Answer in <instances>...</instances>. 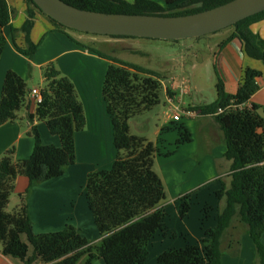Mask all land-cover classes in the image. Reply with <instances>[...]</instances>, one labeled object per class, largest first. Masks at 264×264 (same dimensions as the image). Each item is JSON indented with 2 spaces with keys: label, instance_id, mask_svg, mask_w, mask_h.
Masks as SVG:
<instances>
[{
  "label": "trees",
  "instance_id": "trees-1",
  "mask_svg": "<svg viewBox=\"0 0 264 264\" xmlns=\"http://www.w3.org/2000/svg\"><path fill=\"white\" fill-rule=\"evenodd\" d=\"M62 1L96 13L179 17L210 10L231 0H164L163 4L153 0ZM25 13L26 19L20 28L22 45L18 43L15 29H11V40L19 54L31 59L40 44L31 40L35 16L36 13L45 15L31 0H25ZM47 19L58 29L65 28ZM10 20L9 3L0 0V57L5 45L3 28ZM262 20L264 11L231 26L232 32L226 42L236 39L244 55L264 64V40L251 30V25ZM50 32H61L77 46L109 61L101 94L117 155L110 170L89 173L83 188L100 238L97 243L89 242L71 225L58 232L33 233L26 198L34 185L61 177L65 168L75 163V134L85 128L83 108L72 81L50 63L40 70L44 84L40 89L42 101L35 105L33 113L28 110L32 89L27 82L14 71H7L4 76L0 126L15 121L18 112L24 109L26 121L31 125L28 134L33 139V149L24 160L14 159L13 148L0 158L1 253L23 264H35L37 260L44 264H76L83 257L86 258L85 264L95 260L104 264H145L149 241L157 232H165V213L160 203L166 194L161 178L153 170L158 149L145 138L130 134L129 120L158 103L162 91L161 76L73 40L61 29ZM260 77V72L244 69L233 95H225L218 79L217 101L193 109L202 115L213 116L222 132L224 158L231 162L229 185H223L216 193L224 205L217 213L216 226L213 229L202 227L203 238L199 243L167 250L154 264H222L220 245L234 218H238L247 229L255 247L256 264H264V244L261 242L264 233V107L247 106L259 89ZM229 105L236 108L228 109ZM218 108L225 111L215 115ZM34 120L44 123L48 132L59 139V147L41 143ZM175 129L178 131L176 146L190 142V135L182 126ZM161 130L168 131L171 127ZM18 177L26 178L28 186L18 196L17 208L7 212ZM194 192L175 201L176 204L181 202L179 214L182 218L190 211L187 201ZM21 236L26 237L27 243L21 240ZM29 248L31 255H28Z\"/></svg>",
  "mask_w": 264,
  "mask_h": 264
},
{
  "label": "crops",
  "instance_id": "crops-1",
  "mask_svg": "<svg viewBox=\"0 0 264 264\" xmlns=\"http://www.w3.org/2000/svg\"><path fill=\"white\" fill-rule=\"evenodd\" d=\"M9 6L11 10V20L9 25L3 28L5 45L0 57V95L4 76L7 71H14L26 82H32L34 71L37 70L36 76L39 82L43 84L40 71L41 68L48 62H55L59 71L72 81L85 117L84 130L76 133L74 138L75 163L66 167L61 177L34 185L26 198L27 212L32 224L33 233L43 234L58 232L65 229L67 225H71L79 231L81 236L87 241L97 243L100 237L87 207L83 195V188L89 173L110 170L117 155L113 145L111 122L105 110V104L101 94L102 86H100L99 83L102 75H104L107 69L108 62L104 59V61L101 60L99 56L84 48L77 47V45L65 34L61 32H50L59 29L53 27L44 17L38 14L35 16L34 26L31 31V40L33 43H38L41 37L36 39V36L42 33L44 35L37 51L31 59L19 54L12 44L11 29H15V34L18 36L17 39L19 40L18 43L22 45L20 41V28L26 19L25 4L16 3L15 5L9 4ZM251 30L264 40V20L251 25ZM230 34L231 32L223 37L220 47L218 46L217 48V68L219 70L220 80L223 84L224 93L225 95H233L236 93L244 69L249 68L255 70L261 73V77L258 79L259 89L252 95L247 106L257 105L264 107V64L244 55L241 50V45L236 39L226 42ZM89 39L94 42L96 40L91 37ZM76 41L86 45V42L81 37L77 38ZM185 84L186 83H184L185 89L181 90V94L187 93L189 90ZM28 87L30 90L41 89V87L32 85H28ZM163 93L167 101L168 97H166L165 91H163ZM176 96L177 94L175 97ZM190 107L192 108L187 112L193 114L190 117L196 118L194 127L199 131L196 137L197 142L195 141L196 145L194 149H192L190 155L195 158V155L198 154L200 158L207 159L204 166L201 165L198 160L197 169L195 171L198 172L200 168H206L208 177L213 179L215 183H221L222 186L228 187L231 162L224 158L225 144L222 132L213 116L202 115L199 110H193L195 106L191 105ZM28 110L31 113L35 110V104L32 100L31 103H29ZM170 115L171 114L167 116L166 120L172 123L173 121ZM33 125L37 127L43 145L59 147V139L48 132L44 123L34 120ZM169 126L170 125L165 126V123H162L160 128L154 132L155 138H146L142 136V134L136 135L145 138L157 147L158 153L154 159V163L155 161H160L164 157H169L160 153L161 143L165 142L160 136L161 129ZM30 127L31 125L26 121L24 109L18 112L15 121L0 126V158L6 151L12 148L14 149L15 160H24L30 156L33 149V139L28 134ZM170 131L171 130L165 132L169 134ZM213 132H215V135ZM188 133L191 132L188 131ZM186 144H192L191 137L190 142ZM167 154H170V152L167 151ZM180 183L181 182H178L175 178V185ZM27 186L28 181L26 178H16L14 191L9 198L6 211L11 202L17 200V203L11 211L7 212H12L17 208L19 204L18 196L25 191ZM196 187L197 186L191 187L188 193L195 191L197 188H201ZM178 188H180V186ZM217 189L219 190L220 188ZM176 191L177 189H175V192ZM197 194L198 193H196V196ZM175 195L177 196L174 201L181 196L178 192ZM223 205V199L219 200L218 211ZM216 216L215 214L210 224L206 225H204L202 219L201 221L199 220L201 226L198 230L199 233L193 238L194 241H201L204 232L203 228L213 229L216 226ZM243 226L244 224L241 223L238 218H234L226 231L227 233L220 245L222 264H256L254 244L247 234V229ZM185 231H187L186 228ZM236 233H239L240 236ZM182 234V237L189 235L187 232H182ZM21 240L27 243L25 236H21ZM261 242L264 244V233L261 236ZM187 244L193 243L187 242ZM177 245H180L179 248L185 247H183L182 243ZM224 250L229 253H225ZM31 254L32 250L29 248L28 255ZM85 262L86 258L83 257L76 264H85ZM146 262H148L147 259L145 264H147ZM0 264L23 263L17 259L4 256L1 253L0 247ZM35 264L44 263L37 260ZM91 264L104 263L101 260H95Z\"/></svg>",
  "mask_w": 264,
  "mask_h": 264
},
{
  "label": "rangeland",
  "instance_id": "rangeland-1",
  "mask_svg": "<svg viewBox=\"0 0 264 264\" xmlns=\"http://www.w3.org/2000/svg\"><path fill=\"white\" fill-rule=\"evenodd\" d=\"M7 1L10 5H15L16 3L25 4V0ZM132 1L128 0V2ZM153 1L159 4L164 3V0ZM37 14L44 17L53 27L58 28L46 16ZM59 29L66 31L73 40L81 37L87 46L95 48L108 56L160 74L162 91L159 94L158 103L129 120L130 134H142L146 138H155L154 132L160 128L162 123L171 127L169 134L165 131H161L160 134L165 141L161 143L160 153L166 156L168 151L170 156L164 157L158 162L155 161L153 166L154 172L162 178L166 191V197L160 203L165 213V232H157L154 238L149 241L148 262L146 263L154 264L157 257L163 252L179 248L180 245L177 244L182 243L184 247L187 242L199 243L200 241H194L193 238L199 233L201 219L204 225L210 224L215 214L217 215L219 212V199H217L216 193L222 189V185L221 183H215L213 179L208 177L206 168H200L198 172L195 171L198 160L204 166L207 159L200 158L198 154L195 155V158L190 155L196 145V137L199 131L194 127L196 118L190 117L186 112L192 108L190 107L191 105L196 108L197 106L211 105L217 101L216 83L220 79L217 68V48L218 46L220 47L223 37L232 32L230 27L200 38H188L178 41L142 38L110 39L105 36L66 30L62 27H59ZM43 35V33L37 35L36 39L41 37L40 42ZM90 37L96 39L95 42L89 39ZM103 59L101 58V60ZM107 62L109 64V61ZM48 64L50 63H46L43 67ZM53 65L58 69L55 62ZM36 71H34L33 81H28L27 83L28 85L43 88L44 84L39 82ZM104 75L99 81L100 86L104 82ZM184 83H186L185 85L189 90L187 93L181 94V90L185 89ZM163 91H165L166 97L172 100V103H168V98L166 101ZM176 94L177 96L175 97ZM172 107H175L180 115V121L172 122L173 124L166 120L167 116L172 113ZM179 126H182L187 132H191L189 135L192 144L176 146L174 140L176 142L178 138V131L175 127L178 128ZM213 134L215 135V132ZM175 178L181 183L175 185ZM179 186L180 188H178ZM195 186L201 188L198 189L196 187L195 192L191 194L190 199L187 201L190 204V211L185 218H182L179 214L181 202L175 203L174 200L177 196L175 194L178 192L181 196L185 195L190 192L188 190L191 187ZM217 188L220 189L218 190ZM175 189H177L176 192ZM196 193H198L197 196ZM16 203L17 200L11 202L7 211H11ZM206 207L208 208L207 210H205ZM185 228L187 231H185ZM182 232H187L189 235L182 237ZM236 234L239 235V233ZM224 252L229 253L226 250Z\"/></svg>",
  "mask_w": 264,
  "mask_h": 264
},
{
  "label": "water",
  "instance_id": "water-1",
  "mask_svg": "<svg viewBox=\"0 0 264 264\" xmlns=\"http://www.w3.org/2000/svg\"><path fill=\"white\" fill-rule=\"evenodd\" d=\"M31 1L46 17L76 32L164 41L200 38L264 11V0H231L179 17L104 14L77 9L62 0Z\"/></svg>",
  "mask_w": 264,
  "mask_h": 264
},
{
  "label": "built area",
  "instance_id": "built-area-1",
  "mask_svg": "<svg viewBox=\"0 0 264 264\" xmlns=\"http://www.w3.org/2000/svg\"><path fill=\"white\" fill-rule=\"evenodd\" d=\"M29 98L33 101V103L35 105L39 104L42 101V97L40 95V90L37 89H32L30 91L29 94ZM168 102L172 103V100L170 98H168ZM236 107H231V105H229L228 109H235ZM241 108V107H239ZM225 110H223V108H218L215 112V115L221 114L222 112H224ZM171 115L170 118L173 121V123L178 122L180 120V115L177 113V109H175V107L171 108ZM186 114H188L189 116H192L193 114L190 112H186Z\"/></svg>",
  "mask_w": 264,
  "mask_h": 264
}]
</instances>
